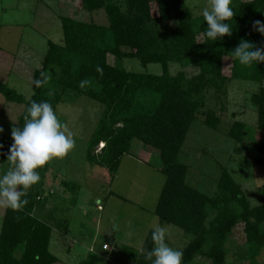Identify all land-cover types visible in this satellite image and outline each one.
Segmentation results:
<instances>
[{
    "label": "trees",
    "instance_id": "trees-1",
    "mask_svg": "<svg viewBox=\"0 0 264 264\" xmlns=\"http://www.w3.org/2000/svg\"><path fill=\"white\" fill-rule=\"evenodd\" d=\"M86 11L104 10L108 24L63 16V44L48 40L42 67L33 72V81L47 77V84L36 88L29 99L15 87L0 80V92L7 101L25 104L17 126H23L30 102L48 101L55 112L60 103L86 96L103 106L97 128L87 146V160L118 171L133 142L138 141L159 151L161 172L165 176L154 213L160 224H173L192 235L181 249L182 264H191L197 256L209 264H225L229 253L227 242L235 227L243 226L247 254L253 264L264 247V200L252 205L242 185L231 170L220 166L214 195L201 191L187 180L189 165L180 160L187 136L202 112L204 125L218 131L222 119L210 98L223 102L231 80L261 83L251 96L257 108V129L264 134V62L244 66L231 59V51L241 39L264 48V35L253 30L252 22H264V0H233L234 16L228 22L232 34L216 41L204 36L207 23L202 14L195 16L186 0H81ZM124 59H137L146 67L159 64L162 73L127 69ZM228 61V65H227ZM182 69L170 72V64ZM103 69L101 75L96 67ZM227 65V67H226ZM195 66L198 73L189 75L185 67ZM87 80L81 88L80 82ZM53 93L49 95V91ZM222 107V106H221ZM249 125L234 121L227 130L232 140L252 139L257 151L254 163L264 168V137L248 135ZM13 140L1 144L0 163ZM99 144L102 149L95 150ZM49 162L37 169L41 180L27 190L28 201L22 209L5 208L0 230V264H57L50 250L53 224L41 214L55 191L46 187ZM67 184L73 195L77 184ZM75 204V202L71 201ZM150 229L140 249L151 250ZM104 251L108 248H104ZM140 249L127 244L123 256L134 264H151ZM102 256L91 250L77 264H102Z\"/></svg>",
    "mask_w": 264,
    "mask_h": 264
},
{
    "label": "rangeland",
    "instance_id": "rangeland-1",
    "mask_svg": "<svg viewBox=\"0 0 264 264\" xmlns=\"http://www.w3.org/2000/svg\"><path fill=\"white\" fill-rule=\"evenodd\" d=\"M195 16L201 15L207 0H186ZM108 24L104 10L86 11L81 0H0V80L15 87L26 99L33 94V72L42 67L48 40L63 44L62 17ZM130 70L162 73L159 64L144 67L137 59H124ZM228 65V61H227ZM226 65V67H227ZM182 67L170 64L175 74ZM191 76L198 73L195 66L183 68ZM264 85V83H263ZM261 83L231 80L227 84L226 99H209L207 106L217 109L222 119L221 129L215 131L204 125L205 114L200 113L192 126L180 154L189 165L187 180L201 191L214 195L223 165L242 185L252 205L264 200V168L254 163L257 151L252 139L238 142L227 136L234 121L249 125V134L262 139L257 129V108L251 96ZM222 106V107H221ZM25 104L7 101L0 92V143L11 141V130L16 127ZM103 106L86 96L60 103L56 114L75 139V147L63 158L49 161L46 187L55 191L41 214L54 226L50 250L58 257L57 264H77L93 250L102 256V264H134L123 256L121 247L127 244L140 249L150 229H166V242L182 249L192 235L173 224H160L154 209L165 181L161 172L159 151L138 141L131 153L124 155L117 172L90 163L87 158L88 141L97 128ZM103 144L95 150L99 153ZM0 163V174L7 170ZM79 186L76 195L67 184ZM75 202V204L71 203ZM5 208L0 206V230ZM246 237L242 224L235 227L227 242L229 253L225 264H253L247 254ZM103 246H108L104 251ZM264 264V247L256 258ZM191 264H209L197 256Z\"/></svg>",
    "mask_w": 264,
    "mask_h": 264
},
{
    "label": "clouds",
    "instance_id": "clouds-1",
    "mask_svg": "<svg viewBox=\"0 0 264 264\" xmlns=\"http://www.w3.org/2000/svg\"><path fill=\"white\" fill-rule=\"evenodd\" d=\"M233 0H207V6L202 9V16L207 23L204 36L211 41L231 35L233 28L225 21L234 16ZM253 30L264 35V22H252ZM231 53L232 60H238L241 65L250 66L264 62V48L256 47L252 42L241 39ZM96 71L103 74L98 65ZM34 79L36 88L47 84V77ZM89 81L80 82L83 88ZM52 95L51 90L48 93ZM3 129L0 128V132ZM13 143L6 153L8 168L0 174V206L18 211L28 203L27 190L41 180L37 169L43 167L53 158H63L75 147L73 134L69 132L56 114L50 102L31 101L25 110L23 126L11 130ZM3 146L0 145V148ZM153 247L151 250L140 249L146 261L151 264H182L183 252L166 242V229L155 226L151 233Z\"/></svg>",
    "mask_w": 264,
    "mask_h": 264
},
{
    "label": "built area",
    "instance_id": "built-area-1",
    "mask_svg": "<svg viewBox=\"0 0 264 264\" xmlns=\"http://www.w3.org/2000/svg\"><path fill=\"white\" fill-rule=\"evenodd\" d=\"M104 248H108V246H104Z\"/></svg>",
    "mask_w": 264,
    "mask_h": 264
}]
</instances>
